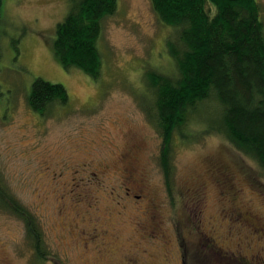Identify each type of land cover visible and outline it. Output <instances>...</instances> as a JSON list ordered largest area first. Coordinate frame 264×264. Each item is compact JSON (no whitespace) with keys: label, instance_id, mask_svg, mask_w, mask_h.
Masks as SVG:
<instances>
[{"label":"rangeland","instance_id":"1","mask_svg":"<svg viewBox=\"0 0 264 264\" xmlns=\"http://www.w3.org/2000/svg\"><path fill=\"white\" fill-rule=\"evenodd\" d=\"M68 6L1 1L0 185L36 219L43 244L36 250L25 222L0 203V264H264V171L206 132L217 124L215 100L175 131L166 188L143 74L174 69L165 46L175 29L150 0H117L102 21L94 80L54 56ZM36 78L63 85L68 109L45 118L30 110Z\"/></svg>","mask_w":264,"mask_h":264},{"label":"trees","instance_id":"2","mask_svg":"<svg viewBox=\"0 0 264 264\" xmlns=\"http://www.w3.org/2000/svg\"><path fill=\"white\" fill-rule=\"evenodd\" d=\"M150 1L159 21L176 31L165 46L174 62L171 73L147 68L143 74L146 95L151 97L143 106L162 138L160 165L168 192L172 193L173 135L210 99L220 108L217 124L206 132L222 135L264 171V22L259 1ZM116 9L117 0H69L53 42L54 56L65 69L99 78L102 61L97 42L102 21ZM25 98L28 108L42 118L51 115L54 107L69 106L65 87L41 78L34 80ZM0 203L25 222L40 251L43 238L36 219L17 206L1 185ZM151 225L155 226L149 221ZM149 232L145 228L144 233Z\"/></svg>","mask_w":264,"mask_h":264},{"label":"flooded vegetation","instance_id":"3","mask_svg":"<svg viewBox=\"0 0 264 264\" xmlns=\"http://www.w3.org/2000/svg\"><path fill=\"white\" fill-rule=\"evenodd\" d=\"M145 230V229H144ZM151 234V233H150ZM157 238H160L159 236Z\"/></svg>","mask_w":264,"mask_h":264}]
</instances>
